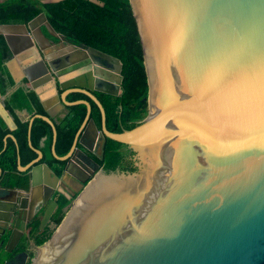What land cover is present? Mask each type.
<instances>
[{
    "label": "water",
    "instance_id": "1",
    "mask_svg": "<svg viewBox=\"0 0 264 264\" xmlns=\"http://www.w3.org/2000/svg\"><path fill=\"white\" fill-rule=\"evenodd\" d=\"M128 1L148 112L118 133L106 129L104 109L93 95L121 94L117 58L63 36L58 43L47 41L42 27L56 35L44 13L27 24H0L30 88L39 93L57 82L63 90L58 102L83 104L87 111L61 157L50 116L27 119L29 135L36 118L51 126L52 155L66 161L59 177L35 150L33 161L18 164L29 184L43 178L79 182L64 217L30 264H264V0ZM52 46L66 50H46ZM13 62L4 65L9 69ZM73 92L97 105L100 130L89 118V102L66 100ZM41 103L47 111V102ZM0 117L10 130L16 128L1 102ZM88 127L99 138L96 157L102 159L108 138L133 150L135 170L107 172L97 164L89 170L74 160ZM7 138L16 142L8 134L4 143Z\"/></svg>",
    "mask_w": 264,
    "mask_h": 264
},
{
    "label": "trees",
    "instance_id": "2",
    "mask_svg": "<svg viewBox=\"0 0 264 264\" xmlns=\"http://www.w3.org/2000/svg\"><path fill=\"white\" fill-rule=\"evenodd\" d=\"M103 6L89 0H64L54 4H42L39 0H5L0 3V24H27L40 13H45L51 27L69 41L79 43L72 32L76 24L78 11L87 13V18L94 25L96 34L105 35L101 42L89 43V46L117 58L122 64L121 94L118 96L94 92L105 113V126L110 132L118 133L123 129L130 130L147 115V82L143 65L141 45L135 20L128 0H97ZM9 49L5 39L0 35V96H4L3 105L12 117L16 128L10 130L0 117V186L5 188L26 189L29 176L18 170V164L26 166L33 161L39 150L43 154L40 163H45L52 172L61 176L66 161L56 159L51 152L53 131L51 126L40 118L34 119L29 135L28 120L22 121L17 111H26L29 116H48L36 92L28 87L19 86L9 95L14 87L4 63L9 58ZM26 84V83H25ZM61 93V91H60ZM68 102L85 100L90 103L89 118L98 130L101 129V113L97 105L85 94L73 92L67 95ZM67 113L54 120L56 141L54 149L58 156H65L72 147L75 136L86 117V106L83 104L66 107ZM11 134V138L4 139ZM29 141L31 145L29 144ZM126 146L105 138L102 148V159L93 156L95 163L105 171L121 170L133 172L132 162ZM70 201L62 197L54 222L58 225L64 217ZM50 233L37 240L42 245L50 238Z\"/></svg>",
    "mask_w": 264,
    "mask_h": 264
},
{
    "label": "flooded vegetation",
    "instance_id": "3",
    "mask_svg": "<svg viewBox=\"0 0 264 264\" xmlns=\"http://www.w3.org/2000/svg\"><path fill=\"white\" fill-rule=\"evenodd\" d=\"M61 1L64 0L58 2ZM40 2L42 4L58 3L56 0H41ZM76 18L77 22L72 27V32L79 45L89 46V43L101 42L105 39V35L96 34L92 31L94 25L87 18V13L78 11ZM41 30L49 42L58 43L63 36L54 29L56 36L50 35L43 27ZM64 38L67 42L77 44L69 41L66 37ZM40 41L41 43L44 42L43 40ZM89 68L90 66L84 67L85 70ZM98 139L96 131L94 132L88 127L74 149V160L89 170L96 166L92 157L96 156L98 152ZM126 149L133 154L128 155V159L132 162V167L135 168V153L127 146ZM128 151L127 154H129ZM76 171L74 170L79 178H85V175ZM77 188H79V182L72 177L68 181L62 182L43 178L33 185L28 182L26 189L0 186V218L2 219L0 220V264H30L36 256L38 247L41 246L37 245V240L48 233L52 234L55 226H57L53 218L62 197L68 199L70 193ZM73 199L74 197L68 200L71 203ZM66 207L63 208V211ZM12 212L14 213L12 214Z\"/></svg>",
    "mask_w": 264,
    "mask_h": 264
},
{
    "label": "crops",
    "instance_id": "4",
    "mask_svg": "<svg viewBox=\"0 0 264 264\" xmlns=\"http://www.w3.org/2000/svg\"><path fill=\"white\" fill-rule=\"evenodd\" d=\"M5 0H0V3H3ZM41 1V0H39ZM60 0H56V2H58ZM55 2V1H54ZM1 35V34H0ZM3 36V35H2ZM15 37H17V35H14ZM4 37V36H3ZM5 39V38H4ZM17 39L14 40V42H17L16 41ZM6 42V41H5ZM7 44V43H6ZM8 46V45H7ZM9 49V47H8ZM46 50L47 51H51L53 53H56V52H59V51H64L66 49H63V48H58V50H55V48L52 46L50 49H48V47H46ZM26 50H22V51H19L18 55L21 56L23 53H25ZM9 58L8 60L10 59L11 61L14 60V62L9 66V73L12 77V79H16V83H14V87H12L7 95H9L13 90H15L17 87L19 86H23V87H28L30 88L28 82L26 81L24 77V71H23V67H22V62L21 60L18 59L17 61V58H19L18 56H14L11 54L10 50H9ZM31 57V56H28V58ZM26 58L23 59V61L25 60ZM14 79V80H15ZM26 83V84H25ZM48 84H52L53 85V91H52V94L47 97V98H44L42 95H41V92H42V88L44 87H41L39 90V93H36L40 99V101H46V108H47V115L50 116V118L54 121L56 119H60L62 118L66 113V106L62 104L61 101H57L56 100V96H60V94L63 92L62 89L59 88L57 82H50ZM46 86V85H45ZM31 89V88H30ZM61 91V93H60ZM3 97V96H1ZM1 99V98H0ZM3 101H1V103L3 104ZM17 115L18 117L22 120V121H25L28 119L29 117V114L26 112V111H17Z\"/></svg>",
    "mask_w": 264,
    "mask_h": 264
},
{
    "label": "rangeland",
    "instance_id": "5",
    "mask_svg": "<svg viewBox=\"0 0 264 264\" xmlns=\"http://www.w3.org/2000/svg\"><path fill=\"white\" fill-rule=\"evenodd\" d=\"M40 91V90H39ZM52 91H53V85L52 84H46V86H44L43 88H42V92H41V95L44 97V98H47V97H49L51 94H52ZM4 96L3 97H1V99H0V102L2 101V100H4Z\"/></svg>",
    "mask_w": 264,
    "mask_h": 264
},
{
    "label": "bare ground",
    "instance_id": "6",
    "mask_svg": "<svg viewBox=\"0 0 264 264\" xmlns=\"http://www.w3.org/2000/svg\"><path fill=\"white\" fill-rule=\"evenodd\" d=\"M44 250H45V249H44ZM44 250L41 251L40 255L43 253Z\"/></svg>",
    "mask_w": 264,
    "mask_h": 264
}]
</instances>
